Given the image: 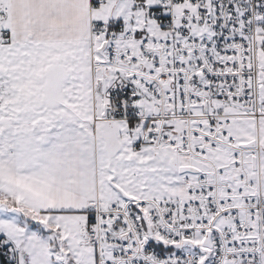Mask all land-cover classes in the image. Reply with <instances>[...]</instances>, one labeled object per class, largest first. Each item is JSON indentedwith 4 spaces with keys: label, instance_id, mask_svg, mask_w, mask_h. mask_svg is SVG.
I'll return each mask as SVG.
<instances>
[{
    "label": "snow or ice",
    "instance_id": "1",
    "mask_svg": "<svg viewBox=\"0 0 264 264\" xmlns=\"http://www.w3.org/2000/svg\"><path fill=\"white\" fill-rule=\"evenodd\" d=\"M0 264H264V0H0Z\"/></svg>",
    "mask_w": 264,
    "mask_h": 264
}]
</instances>
